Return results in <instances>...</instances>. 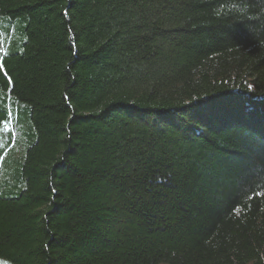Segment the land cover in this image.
I'll list each match as a JSON object with an SVG mask.
<instances>
[{"label": "trees", "instance_id": "1", "mask_svg": "<svg viewBox=\"0 0 264 264\" xmlns=\"http://www.w3.org/2000/svg\"><path fill=\"white\" fill-rule=\"evenodd\" d=\"M0 64V260L264 264V0H0Z\"/></svg>", "mask_w": 264, "mask_h": 264}, {"label": "snow or ice", "instance_id": "2", "mask_svg": "<svg viewBox=\"0 0 264 264\" xmlns=\"http://www.w3.org/2000/svg\"><path fill=\"white\" fill-rule=\"evenodd\" d=\"M230 7H235V6L234 5H230ZM0 68H2V64H0ZM248 87L251 88V85H249ZM7 115L9 117V119L4 120V121H0V124L3 125V128H0V131H8L9 128H10V123H11L10 117H11L12 113L9 111L7 113ZM2 144H3V141L0 140V145H2ZM0 159H2V158H0ZM253 195H262V196H264V192L254 193Z\"/></svg>", "mask_w": 264, "mask_h": 264}, {"label": "rangeland", "instance_id": "3", "mask_svg": "<svg viewBox=\"0 0 264 264\" xmlns=\"http://www.w3.org/2000/svg\"><path fill=\"white\" fill-rule=\"evenodd\" d=\"M0 264H11V263L2 259V260H0Z\"/></svg>", "mask_w": 264, "mask_h": 264}]
</instances>
